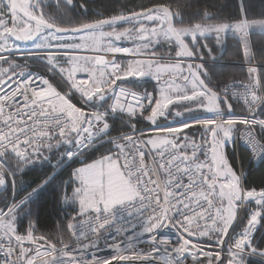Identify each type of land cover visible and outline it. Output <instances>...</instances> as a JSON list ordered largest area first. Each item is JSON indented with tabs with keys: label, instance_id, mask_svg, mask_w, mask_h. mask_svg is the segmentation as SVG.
I'll list each match as a JSON object with an SVG mask.
<instances>
[{
	"label": "snow or ice",
	"instance_id": "1",
	"mask_svg": "<svg viewBox=\"0 0 264 264\" xmlns=\"http://www.w3.org/2000/svg\"><path fill=\"white\" fill-rule=\"evenodd\" d=\"M179 15L165 0H141L128 11L71 21L47 14L40 0H0V185L6 164L20 171L60 145L72 146L71 158L99 142L109 128L105 113L85 111L73 94L82 104L111 94L110 111L126 114L130 128L110 138L108 154L73 172L68 199L78 212L56 238L31 224L26 234L17 233L18 204L0 209V264H245L247 255L264 258V249L252 244L264 216V188L245 189L224 152L239 134L253 156L264 155V118L255 115L264 104V82L250 39L254 30L264 32V18H249L242 5L233 19L205 10L199 22L177 26ZM228 34L239 42L247 76L216 89L212 74L193 58L201 44L211 56L207 39L219 47ZM121 41L132 46L120 47ZM16 42H33L30 54L58 74L63 90L42 76H25L26 65L9 56ZM158 44L170 51L158 53ZM117 54L130 59L118 63ZM144 77L157 82L155 98L117 90L119 81ZM172 105L214 118L142 132L131 123L139 115L155 124ZM234 111L238 115L223 118ZM247 201L256 208L224 253ZM165 229L175 233L174 242L160 237ZM102 245L111 252L103 259L96 255Z\"/></svg>",
	"mask_w": 264,
	"mask_h": 264
},
{
	"label": "trees",
	"instance_id": "2",
	"mask_svg": "<svg viewBox=\"0 0 264 264\" xmlns=\"http://www.w3.org/2000/svg\"><path fill=\"white\" fill-rule=\"evenodd\" d=\"M141 0H73L71 5L64 3V0L46 1L40 0V6L43 11L49 15L56 16L61 19H68L71 21H92L109 15L115 14L118 11H128L135 5L139 4ZM147 2V0H143ZM166 3L172 5L173 12H180V15L175 20L177 26L184 24L199 22L205 10L209 12H216L224 16L226 19L238 18L240 15L241 5L244 8L246 15L249 18L260 19L264 18V0H165ZM81 3L84 7L81 8ZM214 19V17H213ZM125 25L122 23L117 25V28H122ZM253 62L261 67L258 72L259 78L264 82V32H252L250 35ZM211 56L209 50L200 46V53L193 59L196 60H210L225 63L226 65H203L205 71L212 74V81L210 86L219 89L225 83L233 81L234 76L236 80L246 78L247 72L241 67L235 66L243 62V53L239 49V42L231 34L226 36L225 44L217 46L212 38H208ZM190 43V41H189ZM155 51L163 53L170 51L164 45L157 46ZM174 56V53H173ZM203 57V59H201ZM16 64L25 66L26 68H34L38 70L43 76L45 75L51 84L58 90H63L64 85L58 74L49 71L47 64L39 57L32 56L23 60H13ZM121 64H124L120 62ZM117 90L124 87L134 91L142 96L151 95L155 98L158 87L150 79H135L129 78L117 83ZM74 102L82 109L86 106L90 108H99L98 110L105 113V120L109 124L108 130L102 134L99 142L111 137L121 135L130 131L128 117L124 113H112L109 105L114 102V97L109 94L103 99L97 101L93 99L85 103H81V98L78 94H73ZM184 108V107H183ZM177 109L176 106L172 108L173 111H181L180 119L194 118L199 109L188 112ZM149 111V110H148ZM147 112V111H146ZM195 112V113H194ZM225 112L224 114H226ZM171 114V113H170ZM233 114H238L235 111ZM256 117L264 118V104H262L256 112ZM168 116V115H167ZM169 117V116H168ZM161 117L156 121L158 124L170 120L175 117ZM131 123L135 125V129H147L151 123L143 119L142 116H136ZM112 144L104 143L96 147H89L82 152L68 158L66 153L72 151L71 145H60L47 153L46 159H39L31 164H28L23 170L16 171L15 165L6 164V185L3 195L0 197V208L6 207L8 202L12 199V191L15 189L14 203L24 199L29 194L35 196L28 201L24 206L18 209L14 215L15 228L17 233H20L25 228L28 220L35 223L36 230L39 233L51 234L54 238L59 231V228H65L66 224L71 218V211L64 209L61 205V197L63 196L64 184L67 186L65 191L69 194L71 191V175L72 173L87 163H91L101 156L108 154L112 150ZM236 151L229 142L225 143L224 152L231 166L236 171L238 163L244 172L243 184L245 189L249 188H264V164H252L249 153L246 149H238ZM9 176L11 177L9 179ZM14 182V184H13ZM70 183V184H69ZM17 189V190H16ZM248 209L245 210L240 227L246 223V215L251 209H255L256 205L248 204ZM253 238V246L257 249H264V216L260 217V225ZM215 250V249H214ZM246 264H259L247 259Z\"/></svg>",
	"mask_w": 264,
	"mask_h": 264
},
{
	"label": "built area",
	"instance_id": "3",
	"mask_svg": "<svg viewBox=\"0 0 264 264\" xmlns=\"http://www.w3.org/2000/svg\"><path fill=\"white\" fill-rule=\"evenodd\" d=\"M120 47H122V46H120ZM123 47H125V46H123ZM30 53H35V52L34 51H31V52L30 51H22V50L15 51V52L12 51V52L9 53V56H10V58L12 60L20 61V60H23L25 58H31L32 56L35 55V54H30ZM123 58L124 59H130V57H126L123 54H117V56L115 57L116 60H120V59H123ZM173 58H175V56ZM193 62L201 63L202 65H212V66H215V65H218V64L226 65L224 63H218L216 61L214 62V61H210V60H196V59H193ZM253 64L257 66L258 71H259L261 67L259 65H257L256 63H254V62H253ZM235 66H237V67L239 66V67L243 68L244 70H246V72H247V65L245 63H238V64H235ZM25 76L26 77H28V76H42L44 78H47L45 75L43 76L38 70H36L34 68H32V69L31 68H26ZM49 82H50V80H49ZM231 82H233V81H229L227 83H231ZM232 102L234 104L236 103V101H232ZM234 115H238V114H233V112H232V114L229 115L228 113H226V114H224L223 118H231ZM212 118H214V114L207 113L206 115L196 116L194 118L183 119V121H181V123H179V125H183V124L188 123V122L193 121V120H203V119H212ZM151 126L149 128H147V129H138L136 131L137 132L147 131V130H149L151 128ZM167 127H171V126H162L161 125L160 127H157V128H167ZM104 143L112 144L111 139H105L102 142L101 141L100 142H96L94 144V146H91V148L99 146V145H104ZM229 143L233 147V149L236 151V154H238V152H239L238 149H241V148L246 149L248 151V153H249L250 161H252V164H255V165L256 164H264V155L253 156V153H252V150H251L250 146L247 145L243 140L240 139L239 134L234 135L232 140ZM5 168H6V166H5ZM6 170H7V168H6ZM236 172L238 174L242 173V175H241V183H242V186L244 187V184H243L244 172L241 169V166H240L239 163L237 165ZM6 173H7V171H6ZM4 178H5V181H6V174H5ZM5 185H6V183L4 185H0V197L3 195V191L5 189ZM63 192H64L63 197L66 199L67 197L65 196V194L67 192H65V191H63ZM34 196H35V194H33V193L29 194L24 199H22L20 202H18L17 203L18 207H17L16 211L18 209H20L22 206H24V204H26L28 201H30ZM64 198L62 200L63 208L66 209V210H70L71 214H72L71 217H73L78 212V207L76 208L74 205H70L71 204L70 201H67ZM248 204H254V202H248V201L244 202L243 206L238 209L237 219H236L233 227L230 229L231 231L229 233V237L226 239V243H225V246H224V249H223L224 253H227L228 245L232 242V238H234L239 233V231L242 228V227H240V224H241V221L243 219L242 216H243L245 210L248 209V206H247ZM9 205H10V203H8L6 207H8ZM6 207H4V208H6ZM0 209H2V208H0ZM251 210H253V209H251ZM251 210L246 215L247 219H248V216H249ZM15 213H14V215H15ZM30 224L32 226H34V228L36 229L34 221L28 220L26 225L24 226L25 228L19 234H26V231L29 229V225ZM259 225H260V223L258 224L257 228L259 227ZM257 228H256V230H255V232L253 234L252 240H253V238H254L257 230H258ZM159 235H160V237L170 239L173 242L176 239L175 233L171 229L162 230L159 233ZM144 246L145 245H143V244L141 245V247H144ZM96 255L99 256L101 259H103V258L111 255V252L108 251L106 248H104L103 245H102L101 247H99L96 250ZM247 259L252 260L255 263L264 264V258L260 257L259 255H247L245 257V262H246ZM114 264H115V262H114Z\"/></svg>",
	"mask_w": 264,
	"mask_h": 264
},
{
	"label": "rangeland",
	"instance_id": "4",
	"mask_svg": "<svg viewBox=\"0 0 264 264\" xmlns=\"http://www.w3.org/2000/svg\"><path fill=\"white\" fill-rule=\"evenodd\" d=\"M255 31H257V32H259L260 30H254L253 32H255ZM209 38H211V37H209ZM118 46H125V47H131L132 45L129 43V42H124V41H121L119 44H118ZM157 46H162V45H160V44H158V45H156V47ZM164 47L165 48H168V46L167 45H164ZM16 48H18V51H20V50H22V51H34V52H36V49L34 48V46H33V42H16V44L14 45V52L16 51L15 49ZM35 57H39L38 55H34ZM174 57V56H173ZM126 61H128V59H126L125 61H124V59H123V62L122 63H125ZM117 62L119 63V60H117ZM217 62V61H216ZM218 63H222V62H218ZM225 64V63H224ZM218 65H221V64H218ZM259 72V71H258ZM144 79H150V80H152L155 84H157V82L155 81V80H153L151 77H144ZM174 106H176L177 107V109H179V110H181L183 107H185V106H183V105H172V106H170V108H169V110L167 111V113H166V115L164 116V117H168V118H170V117H175V118H171L170 120H167V121H164L163 123H160V124H158L157 122H155V124H151L152 126H151V128H153V127H160L161 125L162 126H171V127H177V126H181V125H179V123H181V121H183V119H180L179 118V116H176V115H174V113H175V111H173L172 110V108L174 107ZM99 108H90V107H88V106H86V109H85V111H99L98 110ZM148 110H150V108L149 109H146L145 111H148ZM189 112V111H188ZM171 113V114H170ZM195 113V112H194ZM196 116H202V115H206L207 114V112H204V111H197L196 113ZM168 115V116H167ZM106 116V115H105ZM168 128V127H167ZM68 157V156H67ZM82 166H84V165H82ZM7 171V170H6ZM9 171H7V173H8ZM6 173V174H7ZM71 180L73 181V173H72V175H71ZM6 183V182H5ZM13 184H14V182H13ZM70 184V183H69ZM71 185H72V187H71V192H72V190H73V186H74V184H73V182H71ZM66 186H67V184L65 183L64 184V191H65V188H66ZM17 190V189H16ZM63 192V191H62ZM66 192V191H65ZM70 192V193H71ZM69 193V194H70ZM63 194H64V192H63ZM62 194V195H63ZM69 194H65V196L67 197L66 199L62 196L61 197V206L63 207V203H62V200H63V198L65 199V200H67V201H70V205H74L76 208L78 207V203L76 202V201H73V200H70V199H68V196H69ZM15 189H13V191H12V199L8 202V203H14L13 201H14V199H15ZM22 200V199H21ZM20 200V201H21ZM20 201H17V202H15V203H18V202H20ZM7 205V204H6ZM14 225H15V218H14ZM16 229V228H15Z\"/></svg>",
	"mask_w": 264,
	"mask_h": 264
},
{
	"label": "water",
	"instance_id": "5",
	"mask_svg": "<svg viewBox=\"0 0 264 264\" xmlns=\"http://www.w3.org/2000/svg\"><path fill=\"white\" fill-rule=\"evenodd\" d=\"M121 24H122V23H121ZM118 25H120V24H118ZM228 114L230 115V114H232V112H231V113L228 112ZM248 202H253V201H248ZM234 223H235V222H234ZM234 223H233V225H234ZM233 225L231 226V228L233 227ZM231 228H230V229H231ZM230 231H231V230H229V233H230ZM225 243H226V242H225ZM224 246H225V244H224ZM223 249H224V247H223Z\"/></svg>",
	"mask_w": 264,
	"mask_h": 264
},
{
	"label": "crops",
	"instance_id": "6",
	"mask_svg": "<svg viewBox=\"0 0 264 264\" xmlns=\"http://www.w3.org/2000/svg\"><path fill=\"white\" fill-rule=\"evenodd\" d=\"M123 59H124V58H123ZM123 59H120V60H119V63H120V62H123ZM125 60H126V59H124V61H125ZM116 61H117V60H116ZM126 62H127V61H126ZM126 62H125V63H126Z\"/></svg>",
	"mask_w": 264,
	"mask_h": 264
},
{
	"label": "flooded vegetation",
	"instance_id": "7",
	"mask_svg": "<svg viewBox=\"0 0 264 264\" xmlns=\"http://www.w3.org/2000/svg\"><path fill=\"white\" fill-rule=\"evenodd\" d=\"M46 1H51V2L54 1L55 2V1H59V0H46Z\"/></svg>",
	"mask_w": 264,
	"mask_h": 264
},
{
	"label": "bare ground",
	"instance_id": "8",
	"mask_svg": "<svg viewBox=\"0 0 264 264\" xmlns=\"http://www.w3.org/2000/svg\"><path fill=\"white\" fill-rule=\"evenodd\" d=\"M261 69V68H260Z\"/></svg>",
	"mask_w": 264,
	"mask_h": 264
}]
</instances>
